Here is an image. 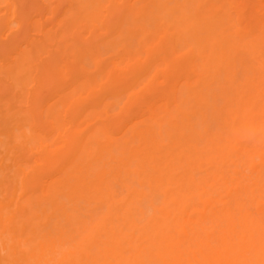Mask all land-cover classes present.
Wrapping results in <instances>:
<instances>
[{
  "label": "bare ground",
  "instance_id": "6f19581e",
  "mask_svg": "<svg viewBox=\"0 0 264 264\" xmlns=\"http://www.w3.org/2000/svg\"><path fill=\"white\" fill-rule=\"evenodd\" d=\"M0 264H264V0H0Z\"/></svg>",
  "mask_w": 264,
  "mask_h": 264
}]
</instances>
